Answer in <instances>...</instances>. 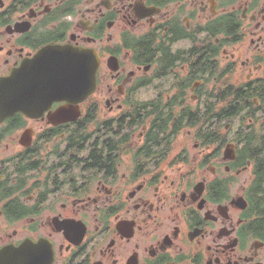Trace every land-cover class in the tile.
<instances>
[{
    "label": "flooded vegetation",
    "instance_id": "obj_1",
    "mask_svg": "<svg viewBox=\"0 0 264 264\" xmlns=\"http://www.w3.org/2000/svg\"><path fill=\"white\" fill-rule=\"evenodd\" d=\"M0 88V264H264V0H0Z\"/></svg>",
    "mask_w": 264,
    "mask_h": 264
},
{
    "label": "water",
    "instance_id": "obj_2",
    "mask_svg": "<svg viewBox=\"0 0 264 264\" xmlns=\"http://www.w3.org/2000/svg\"><path fill=\"white\" fill-rule=\"evenodd\" d=\"M52 53L55 58L58 59V70L59 74L69 73V87L67 89L75 93V99L79 100V93H82V98L86 97L90 92L95 89L96 76L99 67V60L96 53L88 52L79 48H56L53 51L46 50L42 51L39 55V60L43 61L46 58V54ZM63 59L68 62V69L64 70L62 67ZM55 69V68H54ZM56 70V69H55ZM66 78V77H65ZM62 76V81L65 80ZM18 91V88H15ZM1 92V88H0ZM0 96H3V94ZM6 97L2 99L4 101ZM81 98V99H82ZM80 99V101H81ZM0 112L4 116H11L12 114L22 110L20 104L13 101H8L6 103L0 102Z\"/></svg>",
    "mask_w": 264,
    "mask_h": 264
}]
</instances>
